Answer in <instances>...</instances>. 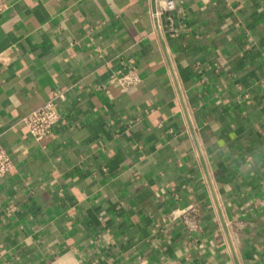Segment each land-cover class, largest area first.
Instances as JSON below:
<instances>
[{
	"label": "crops",
	"instance_id": "0c3cea01",
	"mask_svg": "<svg viewBox=\"0 0 264 264\" xmlns=\"http://www.w3.org/2000/svg\"><path fill=\"white\" fill-rule=\"evenodd\" d=\"M6 1L0 264H264V0Z\"/></svg>",
	"mask_w": 264,
	"mask_h": 264
},
{
	"label": "built area",
	"instance_id": "2783aa9c",
	"mask_svg": "<svg viewBox=\"0 0 264 264\" xmlns=\"http://www.w3.org/2000/svg\"><path fill=\"white\" fill-rule=\"evenodd\" d=\"M158 5L155 9L153 16L167 15V20L171 21V14L176 9L175 0H154ZM7 9V1L0 0V15ZM169 33L173 36L177 34V30L169 27ZM123 91H130L139 82L135 62L129 59L125 62V71L118 77L110 79ZM66 102V92L64 90L54 91L49 100L43 103L40 107L30 112L22 119L23 124L26 126L30 137L35 141H40L44 136L49 135L52 131L63 122L62 105ZM13 169V163L6 152L0 145V180Z\"/></svg>",
	"mask_w": 264,
	"mask_h": 264
},
{
	"label": "water",
	"instance_id": "95a60500",
	"mask_svg": "<svg viewBox=\"0 0 264 264\" xmlns=\"http://www.w3.org/2000/svg\"><path fill=\"white\" fill-rule=\"evenodd\" d=\"M208 183H209V186H210V189H211V193H212L213 199H214V201H215V205L217 206V209H218L217 201H216V199H215V195H214V193H213L212 186H211V182H210L209 179H208ZM220 219H221V223H222V226H223L224 232H225V234H226V237H227V239L229 240L228 231H227L226 225H225V223H224L223 217H222L221 215H220Z\"/></svg>",
	"mask_w": 264,
	"mask_h": 264
}]
</instances>
